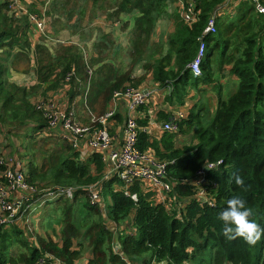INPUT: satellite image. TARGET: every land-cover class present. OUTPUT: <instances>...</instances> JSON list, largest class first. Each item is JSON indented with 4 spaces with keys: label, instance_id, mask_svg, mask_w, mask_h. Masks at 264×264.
<instances>
[{
    "label": "trees",
    "instance_id": "1",
    "mask_svg": "<svg viewBox=\"0 0 264 264\" xmlns=\"http://www.w3.org/2000/svg\"><path fill=\"white\" fill-rule=\"evenodd\" d=\"M178 1L182 10H193L194 22L183 20ZM226 1L91 0L89 23L102 19L112 26L122 16L135 14L130 29L125 23L120 26L125 46L112 32L101 26L91 29L88 23L83 47L57 41L49 48L44 41L31 44L33 29L27 18L16 16L9 0H0V134L13 149L12 158L19 157L26 183L36 190L33 210L16 217L23 219L44 207L51 232L29 233L31 241L15 223L1 226L0 264H36L46 257V264H77L83 259L84 264H264V239L256 246L242 239L228 241L218 219L227 201L240 196L264 227V15L256 8H264V0H240L234 7L230 3L229 13L215 17L216 32L203 34ZM88 2L53 0L50 14L56 18L51 27H62L55 37L84 31ZM163 21L171 30L158 35ZM200 42L205 53L201 76L194 78L187 66ZM137 67L142 70L138 76ZM31 68L35 84L15 83L14 78ZM215 74L228 79L221 84L213 79ZM148 77L158 88L170 89L165 102L173 107H182L187 89L197 84L212 89L206 105L211 92L215 100L213 109H183L185 118L175 134L153 137L143 131L147 120L136 122L137 149L166 165L165 181L172 189L163 202L156 193H145L139 182L125 193L116 176L106 175L99 153L84 157L72 149L56 130L47 129L48 121L37 109L39 94L47 101L50 92L68 87V111L75 121L90 125L92 117L106 112L113 93L137 89ZM170 118L164 114L159 119L165 123ZM178 134L190 137L187 144L177 145ZM18 139L22 142L17 146ZM217 161L219 168L205 176L216 185L207 191L210 206L196 198L193 179L204 164ZM4 170L0 165V182ZM234 174L244 179L246 190L236 185ZM91 186L98 188L101 204L91 202ZM61 188L73 189L71 197L38 206L36 200L46 191Z\"/></svg>",
    "mask_w": 264,
    "mask_h": 264
},
{
    "label": "built area",
    "instance_id": "2",
    "mask_svg": "<svg viewBox=\"0 0 264 264\" xmlns=\"http://www.w3.org/2000/svg\"><path fill=\"white\" fill-rule=\"evenodd\" d=\"M227 1L230 2L231 0ZM253 2H257V0H253ZM256 8L259 13L264 15V8L260 6ZM195 16L190 7L186 10L181 8V17L186 23L194 22ZM27 21L37 34L43 35L45 33L46 23L43 18L35 14H29ZM215 32V15H213L208 20L203 34L208 35ZM204 53V43L200 42L194 59L187 66L194 78L201 76L200 66ZM149 97V93L133 88L115 92L112 95L109 108L100 117L92 118L90 126L75 121L72 112L57 106L52 99L47 101L38 100L37 109L44 113V117L48 121L47 129L56 130L61 139L66 140L72 149L82 155L91 152L99 153L106 167L110 169V173L106 175L116 176L122 184L119 187L125 193H127L129 186L139 182L143 186V191L150 189L156 193L157 201L163 202L172 189L171 184L165 181L166 165L163 162L156 161L151 153L140 152L136 147L138 129L135 114L140 107L147 103ZM119 99H124L126 102L127 118L121 128L120 140L117 142L116 138L109 133L107 123L113 118L115 106ZM184 118L185 114L175 112L168 122L163 123L162 130L169 134L177 133L179 130L178 122ZM8 158L9 160L0 157V160L4 161H1L0 165L5 166L0 182V227L13 225L18 219L16 216L19 213L22 215L28 210H33L32 196L36 193V190L26 183L25 172L21 167V163L15 158ZM7 164L11 168L6 169ZM220 164V161L206 163L195 173L193 185L197 189L196 198L198 201H203L201 203L205 202L210 206L213 205L211 198L206 196L210 195L207 191L215 189L216 185L209 182L205 176L208 171L217 170ZM72 190L71 188H61L56 192L46 191L36 202H39L38 206H42L46 201L59 196L65 195L70 198ZM88 190L91 202L101 204L102 199L98 188L91 186ZM13 194L15 196L12 198ZM130 198L136 201L135 195H131ZM22 208L23 213L20 212ZM179 208L180 204L177 203V209L179 210ZM46 258L39 259L36 264H46L44 261Z\"/></svg>",
    "mask_w": 264,
    "mask_h": 264
},
{
    "label": "crops",
    "instance_id": "3",
    "mask_svg": "<svg viewBox=\"0 0 264 264\" xmlns=\"http://www.w3.org/2000/svg\"><path fill=\"white\" fill-rule=\"evenodd\" d=\"M9 1L11 3L12 11H13V13L16 14V16H18V17L24 16L27 18V16L29 14L39 15L41 18H43L45 20L46 28L48 27V21L50 20V29L54 35H56L57 32L62 30V29L58 30L59 28L52 29V27H51V25H52L51 19L56 18V17H51V14H50V8L52 6L53 0H9ZM239 1L240 0H231L230 2L227 1L223 6H221L218 9V11L216 10L215 17L216 16L221 17V16L225 15V13H229L231 11V9L228 8L230 3L234 7L237 5V3ZM178 5L180 8H182V5H183L182 1L178 2ZM88 6H91V0H89ZM134 16H135V14L122 16L119 19V21L121 20L120 22H118L119 24H117V25L113 24L112 26H110V24L107 25V27H105V32H107V33L112 32L113 33L112 35L114 36L115 40L117 42L122 43L125 46L126 36L124 33H122L120 31V30H123L120 28L122 27L121 25H123L125 23V24H127V28H125V29H130L132 24H133ZM60 20L62 21V23L65 22L62 18H60ZM106 23L107 22H104L102 19H99V20H96V23L94 26H101L102 27V26H105ZM83 25H84V23H83ZM95 28L96 27H92V29H95ZM170 30H171V24H169L166 21H163L162 27L158 30L157 34L160 35V33H163L165 31L169 32ZM45 32H46V30H45ZM44 34H43V36H44ZM61 34L64 35L67 33L63 32ZM92 42H93V39H91L88 42L89 45H91ZM141 72H142V70L137 67L134 75L138 76L141 74ZM21 79H22V76L16 77L13 80L15 81V80H21ZM213 79L218 80V82L221 84L224 83L223 81L220 80L219 75H217V74H215L213 76ZM147 80H148L147 83H145V82L142 83V84H146L147 86L146 85H140L137 89L142 90L145 93H149L150 97H149L147 103L138 109V111L135 114V118H136V122L147 120V127L146 128L144 127L145 129H143V131H146L147 133H149L153 137H160L161 134L164 132L162 130L163 122H161V120H162L161 116L162 115L168 114L169 116H172L175 112L183 111V109H186V108L196 110L200 106H204V105L207 106L206 105L207 96H208L209 91L212 90L209 87H205V86H202L201 84H197L196 86H193L192 88L187 89V96L184 98V105L182 107L181 106L173 107V106L169 105L167 102H165V98H166V96L169 95V92H167L168 94L164 93V90H166V89H160L157 86L153 85L150 77H148ZM35 83L36 82H34L33 84H35ZM127 88H132V87H127ZM168 90L170 91L169 88H167V91ZM67 91H68V87H66L63 90L50 92L48 94V96H50V98L53 101H55L57 106L68 110V100H67V96H66ZM188 102L190 103L189 107L187 106ZM72 105H70V106H72ZM70 112H72V111H70ZM73 116H74V114H73ZM92 118H91V120H92ZM126 118H127L126 102L124 99H119L117 101V105L115 106L114 116L107 123V129L109 130V133L111 135H113V137L116 138L117 142L120 140L121 128L124 126ZM186 139L190 140V137L185 136L183 134H178L176 137L177 145L180 146V145L187 144ZM10 153H12V152H10ZM85 156H86V154H84V157ZM105 173L109 174L110 169L105 167ZM141 187H143V186H141ZM145 193H152L153 194V192H151L150 189L145 190ZM14 196H15V194L12 195V198ZM151 199H153V198H151ZM155 199H156V197H155ZM41 209L44 210V207H42ZM28 217H29V215H28ZM28 217H27V221L29 222ZM43 222H46V225H47V219L45 218V216H43L41 218V220H39V219L36 220L37 227H39V225L41 226L38 230H39V232L43 231L42 234L49 232V230H47L46 225H44ZM106 224L109 228L114 227V225L107 220H106ZM15 225L18 226L22 230H26L28 233H34L35 232V230L32 231L31 228H33V226L30 224V222H29V225H27L25 220H23V219L22 220L18 219L17 221H15ZM42 234H39V235H42Z\"/></svg>",
    "mask_w": 264,
    "mask_h": 264
},
{
    "label": "rangeland",
    "instance_id": "4",
    "mask_svg": "<svg viewBox=\"0 0 264 264\" xmlns=\"http://www.w3.org/2000/svg\"><path fill=\"white\" fill-rule=\"evenodd\" d=\"M87 6H86V10H85V13H86V15H85V17H84V19H85V22H84V25H83V28H84V31L82 32V33H79V34H77V35H72V34H67V36L65 37V39H60V38H58V37H55V35L53 34V32L51 31V29H50V20L48 21V27L46 28V32H45V34H44V36L43 35H39V34H37L34 30H31L30 29V31H31V39H29L30 40V43L31 44H35L36 42H41V41H44L45 43H47V45H48V47L49 48H54L56 45H55V43L57 42V41H64V42H69V43H74V44H78L79 45V47H83L84 46V44L88 41V38H85V35H86V33H87V27L85 26V25H87L89 22H88V12H89V9H90V7L88 6V4H86ZM29 16V15H28ZM38 17H40L39 15H37ZM24 17V16H23ZM20 18H22V17H20ZM76 20V18H74L73 19V21L72 22H74ZM95 23H96V20L94 19V20H92L90 23H89V25H90V28L92 29V27H94V25H95ZM107 25H109V24H105V26H102L103 28H104V30H105V27H107ZM53 27V29H56V28H58L59 26L58 25H53L52 26ZM60 29H62V27L61 28H59L58 30H60ZM81 35V36H80ZM19 69H22L21 67H19ZM21 76H22V79L21 80H15V82L19 85V86H25V87H30V86H32V84L34 83V82H36V80H35V76H34V72H33V68H31L30 70H29V72L28 73H26V74H21ZM224 78V76L223 77H221L220 76V80L222 81V79ZM227 77H225V79L223 80V82H225V81H227ZM148 82V80L147 81H145V83H147ZM142 85H146V84H142ZM147 86V85H146ZM167 92H169V90L167 91V90H164V93H167ZM168 94V93H167ZM227 94H225V96H226ZM40 99H43V97H41V95L39 94L37 97H36V100L38 101V100H40ZM212 99V100H211ZM207 105L209 106V108H211V109H213L214 108V106H215V100H214V93L213 92H211V98H210V104L207 102ZM187 106L189 107L190 106V103L188 102L187 103ZM108 108H109V106H108ZM107 108V109H108ZM106 109V110H107ZM180 112H182L183 114H185V112L184 111H180ZM80 123V122H79ZM80 124H82V125H85V126H90V125H87V124H84V123H80ZM0 157H3V159H8L9 160V158L8 157H12V153H10V152H13L12 150V148L10 147V146H8L7 145V143H6V141L5 140H3V136L0 134ZM18 141H19V143H17V146L19 145V144H21V142H22V140L21 139H18ZM13 142H14V140H13ZM14 158H16V160H20L19 159V157L17 156V154H16V157L14 156ZM1 161H3V160H0V162ZM4 162V161H3ZM9 168H11L8 164L6 165V169H9ZM45 215V213H44V210L43 209H38V210H36L32 215H30L29 217H28V220H29V222H30V224L33 226V228H31L32 229V231L33 230H35V232L33 233V234H35V235H39V234H42L43 233V231H40L39 232V228L41 227L40 225H39V227H37V223H36V220L37 219H39V220H41V218L43 217ZM22 220V219H21ZM23 220H25V222H26V224L27 225H29V222L27 221V217H24L23 218ZM41 222V221H40ZM43 224L44 225H46V222H43ZM19 230H22V229H20L18 226H16ZM24 232H25V230H23ZM47 233H49V232H47ZM51 233V232H50ZM49 233V234H50ZM29 234V233H28ZM31 234V233H30ZM30 234L29 235H26V237H28L29 238V240H31V241H34V238H33V236L31 237L30 236ZM30 236V237H29ZM85 256H87V255H85ZM77 264H84V259L83 260H81V261H78L77 262Z\"/></svg>",
    "mask_w": 264,
    "mask_h": 264
},
{
    "label": "clouds",
    "instance_id": "5",
    "mask_svg": "<svg viewBox=\"0 0 264 264\" xmlns=\"http://www.w3.org/2000/svg\"><path fill=\"white\" fill-rule=\"evenodd\" d=\"M235 183L246 190L244 179L234 174ZM255 213L247 206L246 200L233 196L227 201V207L218 215L222 222V235L228 241L242 239L249 246H256L264 239V227L253 219Z\"/></svg>",
    "mask_w": 264,
    "mask_h": 264
}]
</instances>
